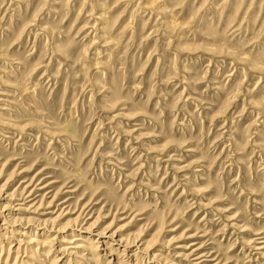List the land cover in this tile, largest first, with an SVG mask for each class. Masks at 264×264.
<instances>
[{
    "label": "rangeland",
    "instance_id": "rangeland-1",
    "mask_svg": "<svg viewBox=\"0 0 264 264\" xmlns=\"http://www.w3.org/2000/svg\"><path fill=\"white\" fill-rule=\"evenodd\" d=\"M10 201L30 210L0 228V264H109L90 235L52 252L79 225L140 239L138 264H194V243L264 264V0H0Z\"/></svg>",
    "mask_w": 264,
    "mask_h": 264
},
{
    "label": "bare ground",
    "instance_id": "bare-ground-1",
    "mask_svg": "<svg viewBox=\"0 0 264 264\" xmlns=\"http://www.w3.org/2000/svg\"><path fill=\"white\" fill-rule=\"evenodd\" d=\"M100 21H101V19H100ZM36 179H38V178L32 177V178H29L28 180L23 181L25 183L22 184L23 187H22V189H20L22 192L20 194V196H22V200H27V198L33 196L34 193L38 192L39 189L45 188L44 187L45 185L43 187H39V185L42 182L39 181L38 183H35ZM24 194H27V195L24 196ZM44 196L45 195H43V199H44ZM7 198H9V197H7ZM30 200H32V199H30ZM42 202L39 204V206L42 204ZM13 203L14 202H11L8 205H5L3 208L0 207L1 208L0 209V220L3 219V221H4L2 223V225H0V228L2 230H8L9 225L12 226L11 224H14L16 219H11V217H10V212L12 210H24V209L30 210V209H28L30 205L27 208H22V207L14 206ZM50 204H51V201H50ZM15 205H18V204H15ZM37 208L38 207H36L35 209H37ZM6 210H9V212L6 213L5 212ZM39 214H41V213H39ZM79 215L81 216V214H79ZM30 219H31V221H34L35 219L38 220L37 226H39V227H37V228L40 230L39 234L40 233L46 234V232H47L48 238H51L50 232H52L54 229L48 228L47 220H42L40 218H30ZM11 220H12V222L10 223ZM21 221H22V219H21ZM21 221L19 220L20 223H21ZM19 222H18V224H19ZM4 225H6V226H4ZM75 227H77V226H75ZM75 229L79 230L80 234L77 235L78 237H76V235H73V233L76 231L70 232L72 234L71 236L73 238L68 243H72V244L74 243L75 245L73 247L60 246L57 244V246L55 248H53L54 251H52V252H56V256L61 258L60 260H64L66 258V256H68V255L73 256V255H76L77 253H79V249L82 248L83 246L81 244L76 243V242L80 241V240L85 241L84 237H81V236H88V235H90V238L89 237L88 238L92 239V241L91 240L90 241L94 244L93 245L94 250L95 251L102 250L104 252L103 258L105 257L106 260L109 261L108 262L109 264L110 263L111 264H123V263L127 264L126 262H128V264H138L139 263L138 260H140V258H143V259L145 258V256H144L145 251L143 250L142 246L139 244L140 239L134 240V239H131L130 237L129 238L125 237L121 231L122 229H117L115 231H112V230L98 231V232L94 233L96 237L95 236L92 237L93 233L92 234L91 233L90 234L85 233V232H90L91 230L88 227H83V225H79V227L75 228ZM17 230L15 228H12V231H15L16 233H17ZM57 232H66V230L58 229ZM20 235L25 236V233L23 232ZM53 239H55V236ZM30 242H35V240L31 239ZM62 242H67V241H62ZM201 248H203L202 244H200L198 246V245H195V243H194L191 248L187 247L186 252H184L180 255H182L181 256L182 258H184L186 260L188 259V261H190V258L192 256H194L193 259L197 260V262L194 264H204V261H206L207 256H209V254L207 252H204V250H202ZM263 248L264 247H257L256 249L262 250ZM100 254L101 253H98L97 255L100 256ZM259 257H261V256H259ZM156 259H157V257H156V255H154L152 261H154ZM57 261H59V260H57ZM180 264H183V263L180 261ZM184 264H187V263H184ZM259 264H260V262H259Z\"/></svg>",
    "mask_w": 264,
    "mask_h": 264
}]
</instances>
